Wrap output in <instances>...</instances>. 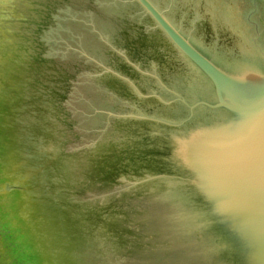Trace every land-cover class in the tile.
Segmentation results:
<instances>
[{"label": "water", "instance_id": "95a60500", "mask_svg": "<svg viewBox=\"0 0 264 264\" xmlns=\"http://www.w3.org/2000/svg\"><path fill=\"white\" fill-rule=\"evenodd\" d=\"M31 1L0 0V264H264V0H70L46 37Z\"/></svg>", "mask_w": 264, "mask_h": 264}]
</instances>
